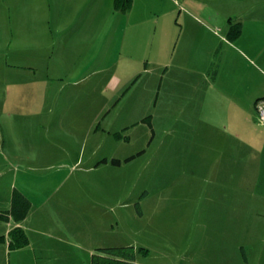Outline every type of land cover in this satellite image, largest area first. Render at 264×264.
Returning <instances> with one entry per match:
<instances>
[{"label": "rangeland", "instance_id": "obj_1", "mask_svg": "<svg viewBox=\"0 0 264 264\" xmlns=\"http://www.w3.org/2000/svg\"><path fill=\"white\" fill-rule=\"evenodd\" d=\"M122 4L8 12L25 26L7 21L0 42L17 66L0 86V211L15 191L30 200L31 247L18 260L0 242V264H89L121 246L131 264H264V0ZM40 8L48 39L76 47L49 51V70L29 27Z\"/></svg>", "mask_w": 264, "mask_h": 264}, {"label": "crops", "instance_id": "obj_2", "mask_svg": "<svg viewBox=\"0 0 264 264\" xmlns=\"http://www.w3.org/2000/svg\"><path fill=\"white\" fill-rule=\"evenodd\" d=\"M33 1L35 3V7H37V6H40V4L42 5L43 3H46V1H48V0H33ZM222 1L224 2L226 0H222ZM22 3H23V0H0V42H2V41L4 42V39H5V27H6V22L7 21H9V24L11 25V27L14 30H16V31L22 29V27L25 26L24 23H23L24 20H22L18 16L13 15L12 19H10L9 15H8V12L10 11L11 8H17V6H21ZM113 3H114V0H113ZM36 9L37 8H33L34 13H35V11L37 12ZM46 9L47 8H40V10H41L40 15H39V16H41L39 18L40 21H37V23H35V24L34 23H30L29 27L34 29V30L36 28V36H34V40L36 41V44H37L36 47L38 48V49H36V52L42 46H44V48L41 51H42V55L44 56V59L46 60V67H48L47 70H49L52 67V65L51 64L49 65V62H47V59L51 60L50 59L51 57L48 56V52L50 51L51 54H52V57H55L54 54L56 53V51L60 50V47H63L64 49L65 48L73 49L72 46L69 45V44H71V45H73V44H72V40L71 41L69 40L66 43L58 42V40H56L55 37H53V36L50 39H48L49 34H52V21H49V22L47 21L46 22V21L43 20V18H45L43 15H45V13L47 14ZM227 23H229V22H227ZM75 24H76L75 21L74 22H70L68 24V26L66 27L67 30L68 29L72 30L73 32L71 34H74V35L80 29V25H75ZM263 24L264 23L259 22V21H257V23H255V25H263ZM222 25H223L222 29L224 30L226 24H222ZM46 26H48V28H49V30L51 32H47L46 31V33H44V31L46 29ZM240 28H241L240 35L237 38H235L233 41L228 40L229 41V45H231V47H233L234 44H236V43L241 41V38H242L243 33L245 31V29H244L245 27H242V25H241ZM30 38H31V36H30ZM46 41L49 42L48 45H44ZM3 42H2V44H3ZM41 42H43L42 45H41ZM92 43L93 42H90L89 45H91ZM242 43H243V41H242ZM55 45H57L58 48H54ZM85 47H86V44H85ZM75 48L76 47L74 46L73 50H75ZM233 48L235 49V47H233ZM239 53H242V52L240 51ZM6 65H7V63L3 62L2 59H0V86L1 87L3 86V83H5L4 81H5L6 75L8 73L11 74V75H16L15 73H17L15 71L17 69L16 65H9V66H6ZM27 69L29 70V68H27ZM227 89H228V91H236L235 89H230L229 87H227ZM254 104H255V102H254ZM23 196L29 201V203L31 205L30 200L25 195H23ZM24 221H22V222H14L13 220H11V223H12L11 226H15V227H11L10 229H13V228H16V227H21L25 231V234H26L27 239H28V244L25 247H22V248H19V249H15V250H9L8 249L9 251L16 252V256L18 257V260H20V259L22 260V257H28L29 256L28 251L30 250V247H31V242L29 240L28 233L26 232V230L23 227ZM11 223H9V224H11ZM1 243H4V242H1ZM30 257H32V255H30ZM89 264H90V261H89Z\"/></svg>", "mask_w": 264, "mask_h": 264}, {"label": "trees", "instance_id": "obj_3", "mask_svg": "<svg viewBox=\"0 0 264 264\" xmlns=\"http://www.w3.org/2000/svg\"><path fill=\"white\" fill-rule=\"evenodd\" d=\"M131 2L132 0H114V7L122 4L124 9L130 8ZM229 23L231 24V20ZM240 27L241 26L238 24L235 30H230L228 35L230 41H233L240 35ZM262 101H264L263 98H258L255 101L254 105L256 110L257 104ZM112 162L114 164L118 163L117 160H113ZM29 208V201L19 191H15L12 194L10 208L5 211H0V220H13L14 222L22 221L27 215ZM0 242H6L9 250H15L25 247L28 244V239L25 231L21 227H16L11 229L7 236H1ZM135 253V248L131 246L98 248L91 255L90 264H131L135 261Z\"/></svg>", "mask_w": 264, "mask_h": 264}, {"label": "built area", "instance_id": "obj_4", "mask_svg": "<svg viewBox=\"0 0 264 264\" xmlns=\"http://www.w3.org/2000/svg\"><path fill=\"white\" fill-rule=\"evenodd\" d=\"M257 111L260 121L264 123V101L257 104Z\"/></svg>", "mask_w": 264, "mask_h": 264}]
</instances>
